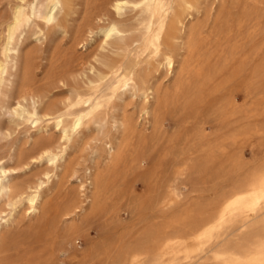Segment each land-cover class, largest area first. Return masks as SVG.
<instances>
[{"label": "rangeland", "instance_id": "1", "mask_svg": "<svg viewBox=\"0 0 264 264\" xmlns=\"http://www.w3.org/2000/svg\"><path fill=\"white\" fill-rule=\"evenodd\" d=\"M74 1L71 16L62 18L46 39L38 34L37 41L30 34L21 43L22 51L33 56L28 87L44 94L46 104L62 105L83 92L80 66L100 44L95 34L84 35L83 42L74 39L107 0ZM16 2L0 0V60ZM198 21L206 23L202 42H179L173 68L158 57L150 60L157 92L144 100L127 91L109 104L104 128L90 124L79 130L65 157L73 170L51 178L36 214L29 213L25 202L11 209L2 200L0 264H123L122 255L152 227L171 231L166 262L177 258L176 264H184L179 252L183 246L192 250L189 264H224V257L238 252L243 263L252 257L264 242V199L246 228L229 221L222 208L264 170V0H205ZM98 25L94 19L95 32ZM15 101L0 97V164L7 167L18 165L19 151L44 146L47 139L55 145L59 135L49 117L35 127L12 116L8 110ZM121 116L130 118L128 129L114 122ZM110 142L120 143L116 159L108 156ZM50 163H31L10 177L15 183L34 184L52 169ZM89 168L103 176L98 203ZM70 208L77 211L66 218L62 214ZM223 214L227 220L220 225ZM210 227L215 230L208 240ZM154 258L153 253L146 255L143 264H157Z\"/></svg>", "mask_w": 264, "mask_h": 264}, {"label": "bare ground", "instance_id": "2", "mask_svg": "<svg viewBox=\"0 0 264 264\" xmlns=\"http://www.w3.org/2000/svg\"><path fill=\"white\" fill-rule=\"evenodd\" d=\"M16 1L7 24L5 44L2 49V59L0 60V97L16 100L14 106L8 111L22 122H30L37 127L43 118L49 117L53 119L59 135L55 145H52V139H47L44 141V146L42 143H37L29 151H19L17 157L18 165L16 164L15 167H7L4 164H0V204L5 199L7 205L13 209L18 203L25 202L29 213L36 214L39 211L42 191L51 178H59L60 175L68 176L73 170V167L66 161L65 157L68 147H70L69 145L74 142L75 136L80 132L79 130L90 124H99L104 128L110 117L108 114L109 104L117 96L127 91L132 92L135 96H141L144 100L150 94L157 92V88L153 84L154 76L150 70L151 59L158 57L160 62L171 69L180 55L178 51L181 48V44L179 42H189L190 44L202 42L206 23L198 21V13L205 0L105 1L103 8L99 10L94 18L99 24L98 30L95 32L92 27L94 19H89L84 25L79 26L80 28L75 34V42H83L86 34H95L100 36V44L92 59L82 63V65L80 64L79 75L85 78V80L83 79V92H77L73 99L64 102L62 105L57 102L46 104L44 94L35 93L28 87L34 74L33 56L29 51H22L21 43L26 41L30 34L36 35L37 41H41L38 34H42L43 38L46 39L49 32L61 23L62 18L64 19L70 15L73 7L75 9L76 6H73L75 1ZM128 9L131 15L127 14ZM145 59L149 62H145ZM74 108H77L76 111H73ZM144 112H148L147 108H145ZM114 122L119 124L120 127L128 129L131 120L121 116L119 118L115 117ZM107 152L109 158H118L121 154L120 143L117 145L110 142ZM42 160L51 162L50 164L53 167L50 171L44 173L43 178H38L34 184L15 183L11 179L10 176L13 173L28 167L31 163ZM88 178H90V184L95 187L94 202L98 203L102 196L103 176L99 173L94 174L92 168H89ZM247 182L246 188L235 191L228 202L226 201L227 203L223 205L225 206L224 209L222 208V211L228 212L229 221L241 222L244 227L256 217L257 212L261 208V200L264 199V170ZM76 211L70 208L62 215L70 218ZM223 216L224 214L220 225L227 220ZM209 218L211 219V217ZM205 219L208 220V218ZM5 222H8V220L6 219ZM194 225L197 226L196 222ZM252 229H255V227ZM214 230L215 227L206 228L205 238L208 237V240L212 238ZM170 232L168 227L164 229L153 227L147 229L142 233L143 237L138 244L122 255L123 264H143L146 255L151 253H153L154 259L158 261L157 264H176L178 262L177 258L169 262H166L165 259L173 245V238ZM195 232L193 231V233ZM197 241H199V244L201 243L200 240ZM0 243H3L1 230ZM210 243L208 241L207 245ZM191 245L192 243H190ZM191 248L193 247L191 246ZM210 248L213 250L212 246L210 247L209 245ZM191 251L188 246H183L180 249L179 252L183 255L184 264H189L188 259L193 257L191 256L192 254L190 255ZM209 251L211 252V250ZM251 255V258L247 256L249 259L244 263L242 260L244 255L242 256L239 252L236 255L234 254V258L224 257V261L228 264H264V242L258 244ZM204 256L201 260H204ZM219 258H223V255L218 254ZM194 259L196 260V257ZM201 260L199 259V261ZM191 263L194 262L191 261Z\"/></svg>", "mask_w": 264, "mask_h": 264}]
</instances>
